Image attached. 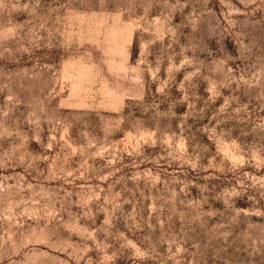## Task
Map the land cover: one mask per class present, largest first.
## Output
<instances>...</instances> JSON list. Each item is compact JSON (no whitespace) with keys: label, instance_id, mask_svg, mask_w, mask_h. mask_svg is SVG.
Wrapping results in <instances>:
<instances>
[{"label":"rangeland","instance_id":"1","mask_svg":"<svg viewBox=\"0 0 264 264\" xmlns=\"http://www.w3.org/2000/svg\"><path fill=\"white\" fill-rule=\"evenodd\" d=\"M0 264H264V0H0Z\"/></svg>","mask_w":264,"mask_h":264}]
</instances>
